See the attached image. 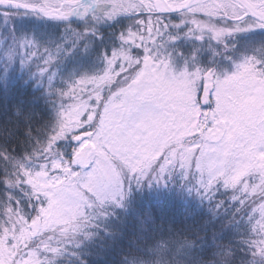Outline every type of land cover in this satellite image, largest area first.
Returning <instances> with one entry per match:
<instances>
[{"label": "snow or ice", "instance_id": "6c2138e0", "mask_svg": "<svg viewBox=\"0 0 264 264\" xmlns=\"http://www.w3.org/2000/svg\"><path fill=\"white\" fill-rule=\"evenodd\" d=\"M0 264H264V0H0Z\"/></svg>", "mask_w": 264, "mask_h": 264}]
</instances>
